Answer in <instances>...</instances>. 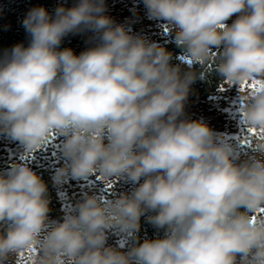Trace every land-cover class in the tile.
I'll return each mask as SVG.
<instances>
[{
  "label": "clouds",
  "instance_id": "1",
  "mask_svg": "<svg viewBox=\"0 0 264 264\" xmlns=\"http://www.w3.org/2000/svg\"><path fill=\"white\" fill-rule=\"evenodd\" d=\"M142 3L183 63L117 23L105 0L33 7L27 46L0 51V137L20 150L0 168V264H264V0ZM86 32L90 47L61 48ZM212 75L236 89L235 134L186 112ZM56 141L54 187L103 185L59 218L32 166ZM142 217L154 238L141 237Z\"/></svg>",
  "mask_w": 264,
  "mask_h": 264
},
{
  "label": "trees",
  "instance_id": "2",
  "mask_svg": "<svg viewBox=\"0 0 264 264\" xmlns=\"http://www.w3.org/2000/svg\"><path fill=\"white\" fill-rule=\"evenodd\" d=\"M136 0H105L107 9L123 2H132ZM75 0H0V51L10 49L17 43H24L27 46L29 37L23 27V19L29 9L36 6H44L50 13H54L55 8L64 4L71 7ZM91 33L69 34L61 44V48H72L76 54L91 46ZM154 41L164 44L165 47L173 53V63H183L184 56L179 49L173 37L168 35L157 34ZM215 75L205 80H198L192 86L188 100L205 99L215 93L221 86ZM20 154V150L15 142L7 138L0 137V168H5L10 162L15 160ZM62 159L58 150V141L40 154L36 155L32 162L34 170L40 173L43 179L49 185V193L51 197V216L59 218L62 215V209L66 208L70 203L79 197L82 191L89 188L99 186L103 188L102 182L96 177H91L90 182H78L70 180L61 187H54L51 176L53 168L59 166ZM116 192L128 191L131 185L118 181L115 185ZM111 193H109L110 195ZM141 237L154 238L156 230L141 218ZM121 237L115 233L110 234L109 243L116 244L120 242Z\"/></svg>",
  "mask_w": 264,
  "mask_h": 264
},
{
  "label": "rangeland",
  "instance_id": "3",
  "mask_svg": "<svg viewBox=\"0 0 264 264\" xmlns=\"http://www.w3.org/2000/svg\"><path fill=\"white\" fill-rule=\"evenodd\" d=\"M107 14L117 23H129L134 32L142 33L151 40H154L157 34L171 37L165 22L147 15L142 0L119 3L108 8ZM222 88H225V85L222 84L215 93L205 99L188 100L186 112L192 118H204L216 131L232 135L239 131L237 92L235 88L220 91Z\"/></svg>",
  "mask_w": 264,
  "mask_h": 264
},
{
  "label": "snow or ice",
  "instance_id": "4",
  "mask_svg": "<svg viewBox=\"0 0 264 264\" xmlns=\"http://www.w3.org/2000/svg\"><path fill=\"white\" fill-rule=\"evenodd\" d=\"M221 90H223V88Z\"/></svg>",
  "mask_w": 264,
  "mask_h": 264
}]
</instances>
